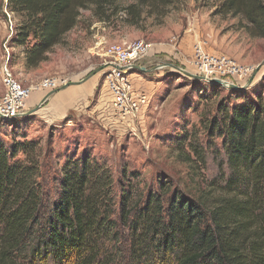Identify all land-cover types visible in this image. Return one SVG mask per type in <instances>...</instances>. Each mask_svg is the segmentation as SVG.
I'll return each mask as SVG.
<instances>
[{
	"label": "trees",
	"instance_id": "1",
	"mask_svg": "<svg viewBox=\"0 0 264 264\" xmlns=\"http://www.w3.org/2000/svg\"><path fill=\"white\" fill-rule=\"evenodd\" d=\"M184 1L121 7L116 0H7L15 20L8 44L20 48L25 68H37L77 26L82 10L93 7L99 20L121 17L139 25L144 14L163 18ZM199 2L264 38V0ZM26 118L0 121L14 128ZM203 130L204 140L192 124L172 144L193 169L209 155L218 158L206 195L189 197L159 183L134 204L125 172L115 179L86 154L57 163L59 170L50 173L54 186L45 187L39 144L6 141L0 132V264H264L262 94L230 87Z\"/></svg>",
	"mask_w": 264,
	"mask_h": 264
},
{
	"label": "rangeland",
	"instance_id": "2",
	"mask_svg": "<svg viewBox=\"0 0 264 264\" xmlns=\"http://www.w3.org/2000/svg\"><path fill=\"white\" fill-rule=\"evenodd\" d=\"M116 2L125 7L138 0ZM215 9L212 3L200 6L199 0H185L163 18L144 14L139 25H130L121 17L99 20L89 7L82 10L77 26L53 47L49 59L28 69L20 48L8 44L15 20L7 0H0V100L7 65L22 85L31 88L28 118L14 128L0 121L1 136L6 141L26 139L39 144L48 175L43 179L45 187L54 186L50 173L59 170L57 163L62 164L66 156L86 154L115 179L125 172L123 185L130 189L132 204L157 192L159 183L189 197L206 195L208 182L218 174V158L209 155L205 165L195 163L193 169L172 143L192 124L204 140L203 125L232 86L212 90L187 72L199 75L196 62L202 52L227 57L243 73L224 79L246 91H259L264 99V38L250 36L238 18L215 14ZM135 40L151 44L130 70L136 90L150 100L140 115L122 119L104 109L112 95L105 86L110 70L102 50L107 44ZM46 79H56V86H43ZM200 88L205 91L201 93ZM67 90L77 92L67 94L68 101L63 103L59 95ZM19 157L24 159L27 153L20 152Z\"/></svg>",
	"mask_w": 264,
	"mask_h": 264
},
{
	"label": "built area",
	"instance_id": "3",
	"mask_svg": "<svg viewBox=\"0 0 264 264\" xmlns=\"http://www.w3.org/2000/svg\"><path fill=\"white\" fill-rule=\"evenodd\" d=\"M151 44L144 40H135L130 43H112L103 48L102 57L109 66V73L105 79V86L112 95V101L105 111L112 112L122 119L140 115L142 109L149 103L148 94L136 90L133 81L134 67L150 50ZM9 59L10 54L7 53ZM197 63V74L205 79L215 78L223 81V86L229 88L231 83L224 79L225 76L243 73L235 62L227 57H216L202 52ZM167 65H160L159 68ZM9 65L3 69V82L5 93L0 100V117L12 118L26 115L29 108L26 106L31 88L22 85L13 75ZM208 82V80H204ZM56 79H46L43 86L51 88L56 86Z\"/></svg>",
	"mask_w": 264,
	"mask_h": 264
},
{
	"label": "water",
	"instance_id": "4",
	"mask_svg": "<svg viewBox=\"0 0 264 264\" xmlns=\"http://www.w3.org/2000/svg\"><path fill=\"white\" fill-rule=\"evenodd\" d=\"M192 78L196 79V80H201V81H204V80H208V82H211V83H216V84H219V85H223V81L221 79H215V78H210V79H205L203 78L202 76H199V75H196V74H191V73H188ZM234 88L238 87L236 85H230Z\"/></svg>",
	"mask_w": 264,
	"mask_h": 264
},
{
	"label": "crops",
	"instance_id": "5",
	"mask_svg": "<svg viewBox=\"0 0 264 264\" xmlns=\"http://www.w3.org/2000/svg\"><path fill=\"white\" fill-rule=\"evenodd\" d=\"M76 92H77V91H75V92H71V91L67 90V92H63V93H61V94L59 95V97L62 98V102L64 101L63 103H65L66 100L68 99V98H67V94L75 95ZM67 101H68V100H67ZM63 106H65V104H64Z\"/></svg>",
	"mask_w": 264,
	"mask_h": 264
}]
</instances>
